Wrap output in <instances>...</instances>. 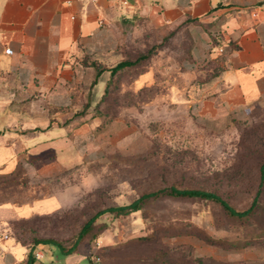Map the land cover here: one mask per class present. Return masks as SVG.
<instances>
[{
    "label": "rangeland",
    "instance_id": "rangeland-1",
    "mask_svg": "<svg viewBox=\"0 0 264 264\" xmlns=\"http://www.w3.org/2000/svg\"><path fill=\"white\" fill-rule=\"evenodd\" d=\"M192 37L185 25L159 31L143 19L132 21L120 33L125 44L119 57L105 66L148 52L150 56L110 81L104 99L108 73L91 88L94 70L78 68L81 89L72 96L78 107L58 113L65 121L58 126L67 131L78 158H36L35 166H45L53 174L29 178L23 157V176L0 179L4 203L28 204L60 193L73 202L23 221L24 228L33 230H26L30 237L68 247L96 211L127 205L143 193L171 186L214 192L238 211L247 209L258 192L257 207L246 219L229 217L209 201L150 199L138 212L101 216L92 231L96 239L86 237L76 252L85 253L88 263L92 256L99 257L98 264L264 262V182L259 185L264 96L232 112L201 114L199 101L215 76L216 58L195 62ZM142 71L149 80L139 87ZM88 99L91 104L84 109ZM202 235L222 244H208ZM37 248L49 253L50 247ZM240 259L245 261L237 262ZM42 263L48 264L46 259Z\"/></svg>",
    "mask_w": 264,
    "mask_h": 264
},
{
    "label": "crops",
    "instance_id": "crops-1",
    "mask_svg": "<svg viewBox=\"0 0 264 264\" xmlns=\"http://www.w3.org/2000/svg\"><path fill=\"white\" fill-rule=\"evenodd\" d=\"M135 19L159 31L185 25L193 34L195 62L223 58L222 71L199 101L201 114L232 112L264 96V0H133L126 5L122 0H0V175L14 171L24 157L29 178H47L53 171L35 166L34 159L78 158L67 131L58 126L65 122L58 113L78 107L72 96L81 89L78 68L84 59L103 66L114 62L125 44L120 33ZM5 49L12 54L5 55ZM147 80L141 74L136 84L142 87ZM67 197L2 203L0 230L66 208L73 203ZM41 253L48 264H90L78 251L62 256L50 247ZM42 260L29 261V249L12 236L0 240V264Z\"/></svg>",
    "mask_w": 264,
    "mask_h": 264
},
{
    "label": "trees",
    "instance_id": "trees-1",
    "mask_svg": "<svg viewBox=\"0 0 264 264\" xmlns=\"http://www.w3.org/2000/svg\"><path fill=\"white\" fill-rule=\"evenodd\" d=\"M150 56V52L140 55L134 60L129 59H123L114 64L111 67L103 66L99 63H96L94 61H90L88 59H84L83 66L91 67L94 70V79L91 84V88L96 86L98 83L99 78L106 72L108 73V81L105 84L104 92L101 97V99H104L107 95V89L110 81H112L120 72L128 69L136 68L139 64L145 62L148 60ZM223 58L217 57L214 61L216 64L215 66V77L222 71L223 69ZM143 73L139 72L138 75H141ZM90 99L86 101V104L84 106V109H87L90 106ZM20 163L18 162L16 168L14 171H12L10 174L7 175H0L1 180L6 179H12L15 180L21 175H24L23 171H20ZM264 182V160L260 164L259 167V185ZM260 187V186H259ZM163 197H169V198H188V199H199L204 201L212 202L216 205H218L221 210L225 213V215L237 219H246L250 215L253 214L254 210L257 207L258 197L259 193L257 192L250 204V206L242 211L235 210L232 208L224 199H222L218 194L214 192L204 191L200 189H186V188H177L174 186H171L167 189H160L157 191H152L149 193H143L141 196H139L136 200L132 201L131 203L127 205L122 206H113V207H106L103 209H100L96 211L93 215H91L88 219H86L80 226L79 231L76 233V235L73 237L71 244L68 247H65L61 243L57 242L53 239H39L34 236L30 237V233H28L26 230L30 231L32 233L33 230L26 229L23 226V221L26 220H19L9 223L8 229L9 234L12 236L16 242L21 244L22 246H25L29 249V261H32L33 259V251L35 250V247L38 245H47L49 247H52L57 250V252L62 256H68L76 252L78 246L81 244V242L88 237L89 240L94 241L97 237L96 234H92V231L94 227L96 226V221L105 214H112L115 217L127 215L130 213L138 212L142 209L143 205L146 201L150 199H158ZM4 202L0 201V204ZM14 203V202H13ZM16 204V203H14ZM98 229H103V226H98ZM203 239L211 245H220L222 244L221 241L213 240L209 237H206L204 235ZM92 264V260L90 261Z\"/></svg>",
    "mask_w": 264,
    "mask_h": 264
},
{
    "label": "built area",
    "instance_id": "built-area-1",
    "mask_svg": "<svg viewBox=\"0 0 264 264\" xmlns=\"http://www.w3.org/2000/svg\"><path fill=\"white\" fill-rule=\"evenodd\" d=\"M92 3H97L98 0H90ZM130 1H133V0H122V3L124 5H126L127 3H129ZM221 51V50H220ZM4 53L5 55H11L12 54V51L10 49H5L4 50ZM10 234H9V229H1L0 230V240H7L9 238ZM33 258L36 260V261H41L43 259V255L41 252H33ZM91 260H92V264H98L100 262V258L97 257V256H92L91 257ZM41 264V263H39Z\"/></svg>",
    "mask_w": 264,
    "mask_h": 264
}]
</instances>
